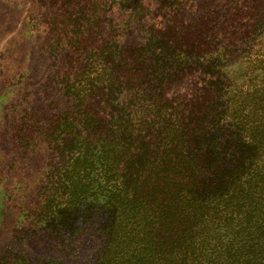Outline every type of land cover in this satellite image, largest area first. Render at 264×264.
Instances as JSON below:
<instances>
[{
  "label": "trees",
  "instance_id": "obj_1",
  "mask_svg": "<svg viewBox=\"0 0 264 264\" xmlns=\"http://www.w3.org/2000/svg\"><path fill=\"white\" fill-rule=\"evenodd\" d=\"M33 1L65 97L19 132L54 143L52 254L0 264H264V0H163L159 25L152 0Z\"/></svg>",
  "mask_w": 264,
  "mask_h": 264
},
{
  "label": "rangeland",
  "instance_id": "obj_2",
  "mask_svg": "<svg viewBox=\"0 0 264 264\" xmlns=\"http://www.w3.org/2000/svg\"><path fill=\"white\" fill-rule=\"evenodd\" d=\"M162 2L152 0L145 20L160 24L155 12L164 14ZM207 3L214 8L223 2ZM187 5L194 10V3ZM42 12V6L33 0H0V260L52 254L48 240L36 235L35 224H40L39 192L54 143L41 136L28 143L19 135L26 126L38 133L51 130L57 110L65 107L60 77L38 25ZM186 82L189 85L190 80Z\"/></svg>",
  "mask_w": 264,
  "mask_h": 264
}]
</instances>
